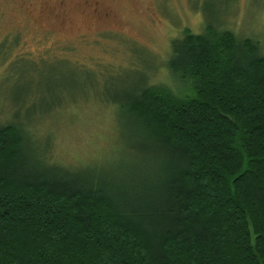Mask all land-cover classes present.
<instances>
[{"label": "trees", "instance_id": "obj_1", "mask_svg": "<svg viewBox=\"0 0 264 264\" xmlns=\"http://www.w3.org/2000/svg\"><path fill=\"white\" fill-rule=\"evenodd\" d=\"M165 66L176 86L119 102L147 158L125 178L0 125V264H264V51L205 22Z\"/></svg>", "mask_w": 264, "mask_h": 264}, {"label": "rangeland", "instance_id": "obj_2", "mask_svg": "<svg viewBox=\"0 0 264 264\" xmlns=\"http://www.w3.org/2000/svg\"><path fill=\"white\" fill-rule=\"evenodd\" d=\"M205 22L264 51V0H0V125L69 172L130 176L147 158L119 102L176 86L171 42Z\"/></svg>", "mask_w": 264, "mask_h": 264}]
</instances>
